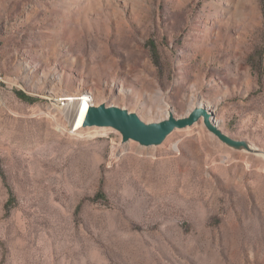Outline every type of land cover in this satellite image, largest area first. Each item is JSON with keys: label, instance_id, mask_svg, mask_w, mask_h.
Returning <instances> with one entry per match:
<instances>
[{"label": "rangeland", "instance_id": "374dc122", "mask_svg": "<svg viewBox=\"0 0 264 264\" xmlns=\"http://www.w3.org/2000/svg\"><path fill=\"white\" fill-rule=\"evenodd\" d=\"M80 91L264 150V0H0V264H264V156L74 132Z\"/></svg>", "mask_w": 264, "mask_h": 264}, {"label": "water", "instance_id": "95a60500", "mask_svg": "<svg viewBox=\"0 0 264 264\" xmlns=\"http://www.w3.org/2000/svg\"><path fill=\"white\" fill-rule=\"evenodd\" d=\"M203 121L207 130L221 143L235 151L244 152L256 157L264 156V150L249 141L237 140L219 128L212 114L201 105H196L188 115L176 117L172 110L168 116L157 122H145L141 117L128 109L119 106H108L106 103L90 105L83 121L87 128H112L122 135L123 143L135 141L141 146H160L178 129H185ZM262 158V157H261Z\"/></svg>", "mask_w": 264, "mask_h": 264}, {"label": "bare ground", "instance_id": "6f19581e", "mask_svg": "<svg viewBox=\"0 0 264 264\" xmlns=\"http://www.w3.org/2000/svg\"><path fill=\"white\" fill-rule=\"evenodd\" d=\"M89 96L87 93L80 91L63 99L65 102L60 113L63 119L69 125H72V130L75 129L74 132L82 131L81 128H84L83 121L88 114L90 105L94 103V99Z\"/></svg>", "mask_w": 264, "mask_h": 264}, {"label": "trees", "instance_id": "16d2710c", "mask_svg": "<svg viewBox=\"0 0 264 264\" xmlns=\"http://www.w3.org/2000/svg\"><path fill=\"white\" fill-rule=\"evenodd\" d=\"M20 96H21V98H23L24 100H32L31 98H29L27 95H25V94H22V93H20L19 94Z\"/></svg>", "mask_w": 264, "mask_h": 264}]
</instances>
